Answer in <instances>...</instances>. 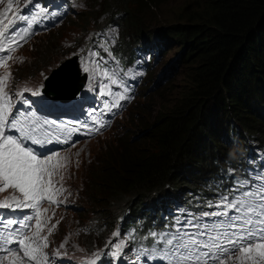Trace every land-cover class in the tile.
Listing matches in <instances>:
<instances>
[{
	"label": "trees",
	"instance_id": "trees-1",
	"mask_svg": "<svg viewBox=\"0 0 264 264\" xmlns=\"http://www.w3.org/2000/svg\"><path fill=\"white\" fill-rule=\"evenodd\" d=\"M166 1L113 0L96 3L94 8L102 16L94 32L130 23L141 34L138 47L149 53L155 50L153 38L164 43L162 48L173 42L182 48L183 62L190 65L187 91L181 99L138 120L144 129L137 141L130 140L113 161L103 162L90 182L94 200L106 206L111 202L120 210L121 232L140 234L160 217L165 201L189 189L201 196L225 188L231 183L226 174L242 172L239 168L245 162L255 161L254 150L264 149V0H199L200 7L189 14L187 24L158 28L155 33L141 31L143 13L132 7ZM92 13L86 12L89 17ZM124 15L126 21L117 23ZM81 24L91 25L85 19ZM53 33L44 38L50 44ZM40 41L31 49L36 50ZM44 54L35 56L33 65H42ZM113 55L124 63L135 58L134 50L121 55L116 48ZM54 76L47 83L52 89L67 80L70 72L65 66ZM153 116L149 124L147 119ZM105 226L103 222L100 227ZM96 237L102 245L103 235ZM116 238L110 237L113 244ZM111 245L97 254L111 253Z\"/></svg>",
	"mask_w": 264,
	"mask_h": 264
},
{
	"label": "rangeland",
	"instance_id": "rangeland-1",
	"mask_svg": "<svg viewBox=\"0 0 264 264\" xmlns=\"http://www.w3.org/2000/svg\"><path fill=\"white\" fill-rule=\"evenodd\" d=\"M70 1L73 4V14L69 15L64 23H60L58 27L50 31L54 32L51 40L53 43L50 44L44 39L50 32L37 36L11 60L8 67L3 69V73L11 72V79L8 81L11 89L24 91L25 88H28L32 94L34 90H39L40 95L38 96H42L41 90L46 88L45 82L48 83L52 73L55 74V71H60L61 66L67 62L69 64L75 62L81 76H85L82 94L88 92L93 84L94 74L91 69L94 66L90 63V60L93 59L101 65L108 64L126 68L133 72V78L141 81L138 96L121 117L115 121L109 131L104 132L94 140H92L93 138H90V141L84 140L82 142L80 140L75 146L61 153L62 156L68 158V165L62 176L68 189V197L74 208L57 211L54 214L59 224H56L50 241L51 245L58 248L64 244L61 250L65 249L67 256L81 259L103 251L113 244L110 237H114V232H118L120 237L124 234L118 229L121 221L120 210L116 206H111V202L108 203V207L105 204L102 205L99 199L94 200L96 194L91 193L89 187L93 175L98 173L103 162L110 163L113 161L112 158L119 154L130 140L137 141L140 130L144 129L137 123L138 120H144L148 114L150 116L157 114L164 107L167 109L168 106H172L174 102L181 99L187 91L190 65L183 62L182 55L180 57L182 48L173 42L162 48L164 43L153 38L155 50L149 53L144 52L142 48L138 47L141 43L139 40L141 34L137 32L135 25L130 23H126L124 26L117 24V26L107 27V30L101 31L104 35V42L101 44L97 40V36H100V32H98L100 30L93 31V27L99 25L102 20V16L95 12V4L106 5L113 0ZM202 1L206 2V0ZM199 7V0H167L158 6L152 4L143 8H132H136V13L138 12L140 15V11L143 13L141 17L143 27L140 30L155 33L158 28L187 24V21H191L188 20L189 14L195 12ZM88 11H93L90 17L86 14ZM120 18L121 20H118L117 23H121L128 17L124 15ZM83 19L89 21L91 25L85 28L81 24ZM68 20L71 22L65 25ZM39 39L41 41L38 48L32 50L31 45ZM56 42L59 45H56ZM138 43L139 45H137ZM52 45L54 48L51 49ZM116 48L121 55L134 50L136 58L131 64H122L113 55ZM89 52L98 53V55L89 57ZM38 54L45 55L42 65L37 63L33 65L35 56ZM82 59L84 63H82ZM86 64L90 68L89 73L83 71ZM41 85H43L42 88ZM153 118L154 116L147 119L149 124H153ZM259 167L262 168L261 171H264V151L257 154L256 162L250 168L252 172L249 169L245 170L244 176L250 179L261 172ZM236 183V181H233V185L228 183L224 190H220L214 195L198 197L192 195L193 193L189 189L187 194L179 198H169L164 202V207L161 209L163 212L161 217L154 220L156 225L149 233L160 232L166 223L171 225L177 216H183L186 213L198 214L206 210L209 201L214 202L224 192L232 189ZM10 194L11 191L0 193V199ZM100 195L103 200L106 199L105 193ZM188 195L191 198H185ZM147 202L143 203L146 204ZM103 222L106 226L100 227ZM0 231L3 230L0 229ZM95 235H103L102 245L98 244L99 239Z\"/></svg>",
	"mask_w": 264,
	"mask_h": 264
},
{
	"label": "snow or ice",
	"instance_id": "snow-or-ice-1",
	"mask_svg": "<svg viewBox=\"0 0 264 264\" xmlns=\"http://www.w3.org/2000/svg\"><path fill=\"white\" fill-rule=\"evenodd\" d=\"M0 3H4V0H0ZM13 8V0H7L6 7L0 11V51L12 52L15 50L13 45L19 47L17 37L26 40L33 22L37 20V16L29 18L20 15L17 9L13 18L5 23V17ZM40 12L47 15L46 9H40ZM18 20L25 21L27 27L10 35ZM6 37H10L7 39V48ZM88 55L95 57L98 53L89 52ZM9 59L12 57H0V67L7 68ZM90 63L94 66L91 69L94 75L99 73L110 82L99 85L100 94L111 95L110 85L118 84L116 73H110L94 59ZM83 71L90 72L87 64ZM10 79V71L0 75V193L11 190L10 195L0 199V226L3 228L0 231V253H4L0 255V264H50V256L45 251L49 247L48 239L42 232L51 218L42 216L48 211L42 209V204L47 202L58 206L63 203L58 200L66 191L59 182L63 180L60 170L66 167L68 158L55 151L41 153L34 147L60 142L59 136L53 141L50 134L45 138L37 134L42 127L49 124L55 126L56 122L41 121L35 112L14 110L12 96L6 90ZM24 91L30 89L25 88ZM33 94L40 95V91L36 90ZM16 95L23 93L18 92ZM129 98L118 94L113 106L119 107V100ZM63 142L69 143L67 138ZM207 207L216 210L186 213L175 217L171 225L166 223L160 232H150L149 236L153 238L151 246L134 249L131 264H141L142 260L160 261L163 264H264V171L250 179L238 181L217 202L209 201ZM2 210H30L35 215H27L21 220L9 219ZM33 220L34 225L31 223ZM56 224L47 228L49 235ZM33 227L35 231L29 235L25 230ZM117 235L118 232L113 233V236ZM13 244L15 248L10 247ZM125 246L123 242L112 244L111 257L117 261L126 259ZM63 247L64 244H61L60 248ZM54 255H60L59 249ZM97 255L93 253L94 257ZM89 264H96V260H91Z\"/></svg>",
	"mask_w": 264,
	"mask_h": 264
},
{
	"label": "water",
	"instance_id": "water-1",
	"mask_svg": "<svg viewBox=\"0 0 264 264\" xmlns=\"http://www.w3.org/2000/svg\"><path fill=\"white\" fill-rule=\"evenodd\" d=\"M65 66L68 67V71L70 72L69 78L65 80L63 83L58 84V86H55L54 89L48 87L47 85L46 88L44 89V92L52 93V95L54 96L68 98L69 100L71 98H74L80 92V90L82 89L85 83L84 82L85 76H81V72L78 69V66L76 65L75 62H70V64L67 62L63 64L60 69L62 70V68H64ZM55 72L58 73L59 71H55ZM55 74H52L50 77L54 78ZM60 88L67 89L68 92L66 93V91H62Z\"/></svg>",
	"mask_w": 264,
	"mask_h": 264
},
{
	"label": "bare ground",
	"instance_id": "bare-ground-1",
	"mask_svg": "<svg viewBox=\"0 0 264 264\" xmlns=\"http://www.w3.org/2000/svg\"><path fill=\"white\" fill-rule=\"evenodd\" d=\"M99 42V41H98ZM68 68V67H67ZM146 71V70H145ZM53 74V73H52ZM72 91V90H71ZM63 103H65L66 101H62Z\"/></svg>",
	"mask_w": 264,
	"mask_h": 264
}]
</instances>
